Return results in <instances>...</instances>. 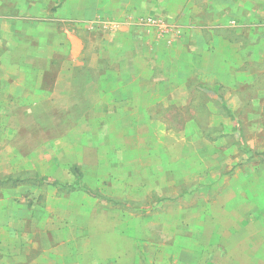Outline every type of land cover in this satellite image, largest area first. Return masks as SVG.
Masks as SVG:
<instances>
[{
	"label": "rangeland",
	"instance_id": "rangeland-1",
	"mask_svg": "<svg viewBox=\"0 0 264 264\" xmlns=\"http://www.w3.org/2000/svg\"><path fill=\"white\" fill-rule=\"evenodd\" d=\"M27 1L46 14L0 0V208L28 229L1 233L0 263L31 240L46 264H255L243 217L264 213L249 202L264 190V0H134L175 46L141 63L127 99L86 86L106 78L87 34L92 71L72 68L56 0Z\"/></svg>",
	"mask_w": 264,
	"mask_h": 264
},
{
	"label": "crops",
	"instance_id": "crops-1",
	"mask_svg": "<svg viewBox=\"0 0 264 264\" xmlns=\"http://www.w3.org/2000/svg\"><path fill=\"white\" fill-rule=\"evenodd\" d=\"M18 2L19 3L14 5L13 8L20 9L21 12L26 10L29 14H32L33 11H35L36 14L38 12L41 15L46 14V10H43L45 4L40 1H37V5L36 2L32 3L27 0L24 2L18 0ZM158 2L159 1H157V3ZM54 6L57 13L61 15L59 21L67 34V40L71 43L69 58L71 61L73 60L72 68L74 66H81L82 70L92 71L90 70V66L83 69L82 66L85 64L83 63L81 65V62H79L80 53L83 48L81 33L87 34L91 40H94V47L97 49L96 52L99 57H101L103 65L98 66L93 71L106 72V78L102 75L101 77L104 78L105 81H98L95 82V84L88 80L86 86L96 89L103 88V92L107 94L104 97H108L109 91L114 96H116L118 92L120 96L119 99L123 96L127 99V89L133 87V85H138L134 83V81V84H131L133 77L141 74L144 70L141 63L145 64L146 60H149L148 57L152 59L154 56H159V58L164 59L169 55L170 47L175 46V44L165 45L164 43L168 40L167 36L174 34L173 28L167 33H162L164 30L162 23L158 24L152 21L150 24L146 25L139 22L140 17L136 15H139L140 7L138 3L134 5V0H56ZM153 6L154 4H151L150 7L146 8V4H143L142 13H151ZM175 25H178V30H183V32L189 30L182 23H177ZM27 33L31 36V29H29ZM145 36L148 38L147 40L154 39L156 43L151 45L145 40ZM178 38H181V36ZM175 41L176 39H174V42ZM88 46L90 47L91 43ZM179 46H183V44L180 43ZM111 64H118V66L115 67ZM167 65L169 66V64ZM173 80L175 82L173 77L169 79L162 78L160 82L163 83H159V85L166 89ZM72 83L69 82V85L73 86ZM35 178H39L41 182H49V178L45 176ZM252 199L259 200L262 207H264V190L256 195L249 194V202ZM261 211L262 210H258L250 215H244L243 217V224L250 222L255 223L254 227L256 228L253 231L254 234L249 236L250 246L255 248L254 251L249 254H252L250 257L253 258L255 264H264V213ZM22 212H24V210L21 211L18 207L7 210H1L0 208V241H4L1 233H20L28 230L23 224H16L13 226L10 222L11 218H14L16 222L19 216L22 215ZM237 216L239 219V215ZM237 216L235 215L234 217ZM261 223L263 225H260ZM45 229L46 228H44V230ZM39 230L41 232V229ZM231 230H239L233 221ZM34 232L37 231L34 230ZM252 241L255 243L254 246ZM2 249L5 248L0 243V252H2V256L5 257ZM23 250V257H19L20 249L17 247L12 252L15 257L7 258L3 263L46 264L48 247L45 244L42 245V243H40L32 245L31 240H26L23 245ZM26 255H28V258H26Z\"/></svg>",
	"mask_w": 264,
	"mask_h": 264
}]
</instances>
